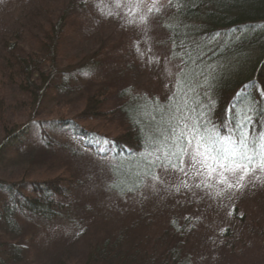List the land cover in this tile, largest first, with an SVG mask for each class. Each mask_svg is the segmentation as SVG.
<instances>
[{"label":"rangeland","instance_id":"374dc122","mask_svg":"<svg viewBox=\"0 0 264 264\" xmlns=\"http://www.w3.org/2000/svg\"><path fill=\"white\" fill-rule=\"evenodd\" d=\"M174 6L169 0H0L2 117L14 126L36 115L72 119L99 90L110 108L166 98L179 71L163 26L175 18ZM154 7L160 11H149ZM16 56L26 61L24 76L13 69ZM53 75L58 88L27 108L24 89ZM56 136L70 140L63 132ZM186 148L183 172L157 173L159 179L121 195L110 190L104 162L86 161L68 209L47 221L22 218L19 230L6 236L0 229L21 248L7 264H156L172 249L179 251L178 263L264 264L257 231L264 229V172L257 169L244 187L230 189L215 173L198 175L193 148ZM31 157V147L8 154L0 178L17 179Z\"/></svg>","mask_w":264,"mask_h":264},{"label":"trees","instance_id":"16d2710c","mask_svg":"<svg viewBox=\"0 0 264 264\" xmlns=\"http://www.w3.org/2000/svg\"><path fill=\"white\" fill-rule=\"evenodd\" d=\"M171 2L176 16L165 19L163 26L179 71L166 98L143 97L110 108L99 90L83 100L75 118L48 121L36 115L14 126L2 117L0 94V162L16 150H32L31 162L17 179L0 178V229L5 236L19 230L22 218L47 221L68 209L86 161L105 163L109 188L119 195L142 188L157 173L178 171L156 157L176 151L171 130L184 122L195 125L217 149H231L242 136L253 148L264 143V0ZM13 59L14 71L24 76L20 67L26 61ZM54 76L24 89L27 108L41 102L39 94L58 88ZM92 122L109 124L113 130L90 127ZM58 132L70 140L58 139ZM173 162L179 166L175 158ZM257 231L264 249V229ZM20 256L17 242L0 236V264ZM177 256L179 251L169 250L156 264L186 263H178Z\"/></svg>","mask_w":264,"mask_h":264},{"label":"snow or ice","instance_id":"6c2138e0","mask_svg":"<svg viewBox=\"0 0 264 264\" xmlns=\"http://www.w3.org/2000/svg\"><path fill=\"white\" fill-rule=\"evenodd\" d=\"M153 10L160 11L159 8L155 7L149 11ZM171 131L172 136L170 138L176 151L168 152L157 149V151H163V156H157L156 160L163 159L168 166L178 168L181 172L184 171V157L188 155L187 148L183 146L182 141L193 148L190 157L191 161L194 162L193 166L199 164L200 169H203V171L198 169L197 174L203 175L204 172H207L208 176L211 177L215 173L219 177V182L226 184L230 189L244 187L246 178L255 176L257 169L264 172V143L253 148L247 143L246 136H242L239 144L231 149H217L215 142L201 135L195 125L190 127L187 122H184L182 126L173 128ZM148 155H152V153ZM173 158L179 162V166L173 162ZM226 173L235 178V183L229 180V177L225 175ZM255 178L258 179L259 177ZM153 179H159V177L154 176Z\"/></svg>","mask_w":264,"mask_h":264}]
</instances>
